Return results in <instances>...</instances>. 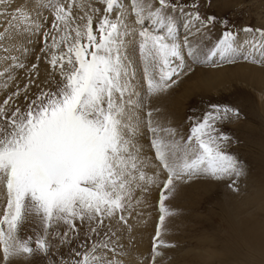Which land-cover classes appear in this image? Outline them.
Wrapping results in <instances>:
<instances>
[{"label": "snow or ice", "instance_id": "1", "mask_svg": "<svg viewBox=\"0 0 264 264\" xmlns=\"http://www.w3.org/2000/svg\"><path fill=\"white\" fill-rule=\"evenodd\" d=\"M6 2L10 0H0V5ZM43 6L53 12L41 52L55 89L36 84L40 91L34 99L25 95L23 110L16 106L9 114L6 107L20 91L0 106V264H30L37 255L50 264H125L121 257L127 252L113 222L128 225L135 193L157 182L158 173L146 171L150 167L167 172L160 199L164 215L153 238L155 264L161 247L174 246L160 238L165 216L171 214L164 205L165 191L201 176L222 180L244 175L242 162L226 151L230 138L217 128L229 113L238 116V110L212 105L202 117H189L187 138L177 139L174 128L161 126L159 109L150 107L151 100L167 92L185 71V49L194 63L201 62L196 38L216 17L202 18L193 3L197 10L188 14V26L194 21L199 26L190 28L181 42L176 21L166 10L183 8L172 0H130L127 8L120 0H48ZM18 19L31 22V15L18 7L12 21ZM12 26L0 32V42ZM242 31L259 34V40L246 43L264 57V29ZM235 41L231 30L224 31L209 58L231 62ZM10 52L0 43V61H15ZM37 68L33 64L30 71L38 78ZM35 83L30 76L29 84ZM23 91L26 94L28 87ZM145 129L157 163L140 143ZM30 215L42 226L35 247L32 237L20 235ZM77 222L88 226L86 241L70 248L67 258L51 260L61 246L79 238Z\"/></svg>", "mask_w": 264, "mask_h": 264}, {"label": "rangeland", "instance_id": "2", "mask_svg": "<svg viewBox=\"0 0 264 264\" xmlns=\"http://www.w3.org/2000/svg\"><path fill=\"white\" fill-rule=\"evenodd\" d=\"M47 2L48 0H10L0 5V12L4 13L0 16V32L9 23L13 24L5 40L0 43L11 47L9 54L16 57L15 61H0V73H3L0 75V106L13 93L21 92L19 97L13 96L9 106H6L9 114L16 106L21 110L26 107L25 95L34 99L40 88L55 89V83L50 79V67L45 54L41 52L44 46L43 33L51 28L53 22L52 10L43 6ZM120 2L126 8L130 5V0ZM172 2L183 8V11L166 10V14L176 21L181 42L190 28L199 26L195 21L188 26V14L197 10L192 7L193 3L199 5L202 18L215 16L216 21L207 27H201V35L196 38L201 62L194 63L185 49V71L178 79L174 77L177 83L167 92L151 100L150 107L159 109L157 118L161 126L174 128L177 139L187 138L191 127L189 117H202L211 110L212 105L238 110V116L229 113L217 124V128L230 138L226 151L242 162L244 175L222 180L201 176L187 182H177L174 191H165L168 199L164 201V205L171 214L165 216L160 238L174 246L161 247L159 250L162 255L156 258L155 264H257L259 259L247 252L250 243L247 239L254 236L253 239L257 240L256 237H261L264 232V62L253 63L252 60L264 61V57L260 50H253L246 43L253 38L259 40V34L255 31L246 33L242 29H264V0ZM96 6L103 8L101 4ZM18 7H23L30 13L31 22L20 19L12 21V13ZM112 15L115 16L116 13ZM129 19L134 21V17ZM222 21L226 24L221 23ZM37 24L41 25L39 29L36 28ZM146 26L150 29L153 27L150 22H146ZM226 30H231L236 35L237 52L231 57V62L221 60L219 56L209 58L210 50ZM13 42L16 43L11 46ZM37 57H40L39 61ZM20 63L24 67H11ZM33 64H38V78L30 71ZM30 76L36 81L35 84H29ZM26 86L28 91L25 94L23 90ZM160 135L166 136L163 132ZM140 143L144 154L151 157L153 163H157L147 129L144 130ZM146 171L149 175L158 173L157 182L148 185L146 192L138 190L135 193L134 210L128 218V225L113 222L114 227L120 229V242L127 252L126 256L121 257L125 264H152L153 238L159 226V218L164 215L160 210V199L167 172L162 168L151 167ZM3 204L4 201L0 200V213L3 211ZM77 228L80 230L79 238L73 240L71 245L61 246L58 253L51 255V260H58L60 256L67 258L70 248H76L78 243L86 241L87 224L77 222ZM61 230H64V226ZM40 233L42 226L39 220L34 215L28 216L22 225L21 237H32V246L35 247L36 236ZM92 239L97 237L93 236ZM229 253L235 257H230ZM30 264L50 262L48 258L37 255Z\"/></svg>", "mask_w": 264, "mask_h": 264}, {"label": "bare ground", "instance_id": "3", "mask_svg": "<svg viewBox=\"0 0 264 264\" xmlns=\"http://www.w3.org/2000/svg\"><path fill=\"white\" fill-rule=\"evenodd\" d=\"M21 6V5H20ZM11 7V6H10ZM23 8V7H22ZM33 13V12H32ZM14 34V33H13ZM12 34V35H13ZM10 35V34H9ZM12 37V36H11ZM18 39V38H17ZM21 39V38H20ZM19 39V40H20ZM10 43L12 42V41H9ZM16 43V42H15ZM14 42L11 44V46L12 45H14L15 44ZM17 44H18V42H17ZM8 47V46H7ZM14 47V46H13ZM18 48V47H17ZM10 49H11V47H10ZM23 49V48H22ZM16 50V49H15ZM15 52V51H14ZM17 53V52H16ZM18 57V56H17ZM44 79V78H43ZM256 214V213H255ZM264 214V213H263ZM250 223V222H249ZM251 224V223H250ZM249 224V225H250ZM252 224H254V223H252ZM248 225V226H249ZM251 227V226H250ZM260 227H262V226H260ZM248 228V227H247ZM247 230V229H246ZM248 231H249V229H248ZM260 231V230H259ZM258 231V232H259ZM262 231V230H261ZM253 232V231H252ZM262 235H261V237H256L257 238V240L255 239H253V238H255L254 236H251V238L249 237L248 239H247V241L249 240V242L250 243H248L249 244V246H247L249 249L247 250V252H249L250 254H253L254 255V258H258L259 260H258V263L257 264H264V232L263 233H261ZM253 235V234H252ZM244 236V235H243ZM250 236V235H249ZM245 237L247 238V235H245ZM246 241V240H245ZM241 243V242H240ZM244 244V243H243ZM144 245V244H143ZM241 245V244H240ZM245 245V244H244ZM244 249V248H243ZM250 250V251H249ZM230 253H234V252H231L230 251ZM229 253V254H230ZM235 254V253H234ZM234 254H232L234 257H235V255ZM231 254H230V257L232 256ZM244 255V254H243ZM228 257V256H227ZM238 257V255L236 256V258ZM242 257H244V258H246L245 256H242ZM239 258H240V256H239ZM238 259V258H237ZM248 259V258H247ZM246 259V260H247ZM239 260H241V262L243 261L242 259H239ZM234 261V260H233ZM232 261V262H233ZM235 261H236V259H235ZM234 261V262H235ZM239 262V261H238ZM247 262V261H246ZM229 263V262H228ZM227 263V264H228Z\"/></svg>", "mask_w": 264, "mask_h": 264}]
</instances>
